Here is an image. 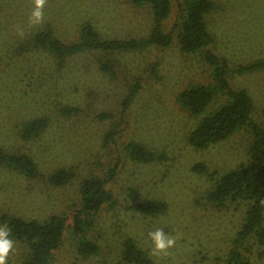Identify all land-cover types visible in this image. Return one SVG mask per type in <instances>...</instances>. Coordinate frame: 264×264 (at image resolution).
I'll use <instances>...</instances> for the list:
<instances>
[{"label": "rangeland", "instance_id": "374dc122", "mask_svg": "<svg viewBox=\"0 0 264 264\" xmlns=\"http://www.w3.org/2000/svg\"><path fill=\"white\" fill-rule=\"evenodd\" d=\"M184 1L174 3L161 25L164 32L187 17L188 10L178 14ZM213 1L207 20L215 39L208 47L184 50L176 30L166 47L87 48L59 56L36 42L39 32L52 29L62 43L71 44L81 41L90 23L103 40L147 38L156 27L152 6L131 0H47L43 23L29 25L32 0H0V149L28 154L40 171L31 177L0 165V226L6 214L40 220L68 214L71 222L82 207L84 181L110 175L107 187L114 201L103 206L86 234L67 228L50 264H132L124 254L130 238L153 264H226L249 203L232 200L220 208L209 195L225 173L252 159V125L207 147L195 146L191 134L205 116L232 100L207 59L210 50L228 63V84L251 95V123L264 124V0ZM199 84L215 95L196 115L181 95ZM41 117L49 120L47 128L26 139L28 123ZM134 143L160 157L134 158L129 147ZM63 168H73L75 177L56 186L51 177ZM145 200L167 208L149 214L138 207ZM157 228L178 236L168 255L149 254L148 233ZM9 238L14 246L7 264H29L30 247ZM85 240L97 242L99 252L81 255ZM248 244L252 264H264V246Z\"/></svg>", "mask_w": 264, "mask_h": 264}, {"label": "trees", "instance_id": "16d2710c", "mask_svg": "<svg viewBox=\"0 0 264 264\" xmlns=\"http://www.w3.org/2000/svg\"><path fill=\"white\" fill-rule=\"evenodd\" d=\"M138 4L152 6L156 27L147 37L141 39L103 40L100 34L90 23L84 26L81 41L66 44L54 36L52 29H46L36 35V42L44 47H50L59 56H67L87 48L98 49H137L151 43L168 46L173 42L174 32L179 30L181 46L186 51H196L208 47L214 42V35L210 31L208 14L215 8L213 0H185L179 4V15L183 10H188V15L182 21L175 22L173 30L164 32L162 23L169 17L174 3L179 0H131ZM184 8H183V6ZM178 15V18H179ZM210 64L215 67L216 79L221 81L226 92L232 96L219 110L205 116L199 126L191 134V142L197 147H207L213 143L227 139L237 130L251 124L254 141L251 146L252 159L225 173L210 192L209 199L216 207H225L228 201H247L249 208L247 216L234 247L230 251L226 264H252L247 251L251 250L249 242L264 246V206L260 201L264 199V124H252L251 118L254 111V102L245 89H234L225 80L229 66L226 60L214 51L206 53ZM263 62V61H262ZM261 65V62L244 66L242 69H252ZM214 90L207 85L199 84L186 89L181 95V101L193 114H201L213 100ZM49 124L47 118L41 117L32 120L26 126L24 137L31 139L44 131ZM134 158L152 161L160 157L159 154L148 150L145 146L134 143L129 145ZM6 164L21 170L31 177L40 174L37 163L28 154L7 153L0 149V165ZM205 170L203 166L196 165L195 169ZM75 177L73 168H63L51 177L56 186H63ZM109 178L93 176L87 178L81 189L82 207L74 212L72 221L68 214L53 215L49 219L23 218L16 215H3V222L11 229L10 236L24 241L31 249L29 264H50L54 259L55 251L63 244L67 228L71 227L80 234H86L94 225L103 206L114 201V194L108 189ZM139 208L149 214H156L166 210L163 202L145 200ZM99 245L92 240H85L79 244V253L89 256L99 252ZM125 258L132 264H153L144 250L132 238L125 243Z\"/></svg>", "mask_w": 264, "mask_h": 264}, {"label": "clouds", "instance_id": "9594fccd", "mask_svg": "<svg viewBox=\"0 0 264 264\" xmlns=\"http://www.w3.org/2000/svg\"><path fill=\"white\" fill-rule=\"evenodd\" d=\"M47 0H32V10L28 15L29 25H39L44 21V7ZM264 206V199L260 201ZM11 229L7 224L0 226V264H7L10 252L13 250L14 242L10 239ZM152 242L150 256L159 257L161 254L168 255V250L175 247L178 236L166 234L163 228H157L148 233Z\"/></svg>", "mask_w": 264, "mask_h": 264}]
</instances>
